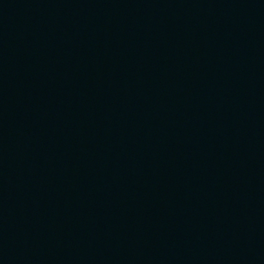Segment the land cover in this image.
Returning <instances> with one entry per match:
<instances>
[{
    "label": "water",
    "instance_id": "water-1",
    "mask_svg": "<svg viewBox=\"0 0 264 264\" xmlns=\"http://www.w3.org/2000/svg\"><path fill=\"white\" fill-rule=\"evenodd\" d=\"M177 0H0V264H132Z\"/></svg>",
    "mask_w": 264,
    "mask_h": 264
}]
</instances>
